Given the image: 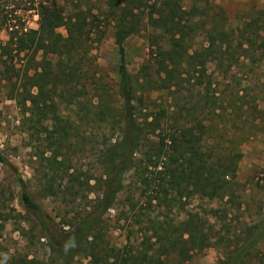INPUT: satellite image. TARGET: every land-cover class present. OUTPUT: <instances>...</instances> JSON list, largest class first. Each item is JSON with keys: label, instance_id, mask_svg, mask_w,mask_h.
<instances>
[{"label": "trees", "instance_id": "obj_1", "mask_svg": "<svg viewBox=\"0 0 264 264\" xmlns=\"http://www.w3.org/2000/svg\"><path fill=\"white\" fill-rule=\"evenodd\" d=\"M89 2L41 1L38 28L11 33L1 52L11 57L22 51L43 53L47 70L34 75L62 86L58 92L39 86L29 111L37 117L44 143L54 147L43 159L45 198L61 199L60 207L70 208L78 220L70 230L60 229L15 176L22 213L6 205V195L11 199L13 193L0 187V222L11 223L23 239L31 240L36 231L45 241L47 264H168L172 258L173 264H185L214 244L225 253L217 264H264L258 250L264 243V212L256 223L238 229L225 209L210 206L222 202L236 183L241 152L235 144L225 147L209 136L219 131L216 117L223 114L216 112L217 98L209 92L208 64H238L231 50L235 39L242 49L244 37L248 48L254 41L239 27H223L224 12L210 0ZM108 30L116 46L117 77L113 87L101 78L89 89V69L79 63H91L93 44ZM142 31L159 34L153 36L149 61L133 76L126 41ZM198 37L202 42L194 47ZM48 54L59 59L57 72L51 70ZM156 92L168 97H153ZM59 105L73 110L76 119L61 114ZM71 153L78 159L90 155V168L67 174L73 167L67 157ZM0 163L15 175L1 151ZM193 199L208 207L185 210ZM178 211H186L184 217ZM129 223L138 228L127 229L124 242L108 240L111 229ZM8 264L41 261L15 251Z\"/></svg>", "mask_w": 264, "mask_h": 264}, {"label": "rangeland", "instance_id": "obj_2", "mask_svg": "<svg viewBox=\"0 0 264 264\" xmlns=\"http://www.w3.org/2000/svg\"><path fill=\"white\" fill-rule=\"evenodd\" d=\"M41 1L45 0H0V151L16 171L13 175L0 163V187L5 189V192L10 190L13 193L11 199L6 195L9 197L5 200L6 205L22 213L18 188L13 181L15 176L21 177L34 199L53 216L58 227L68 231L77 222L78 215L70 212L68 207L62 209L61 199L45 198L43 171L47 170H44L43 159L51 155L54 147L44 143L45 136L40 133L41 129L36 128L37 117L31 118L29 111L30 98L38 92L39 86H42L44 91L56 92L60 91L62 86L55 85L50 77L46 79L41 74L34 75L35 70L38 73L47 70L45 62L41 61L43 53L22 51L13 57L1 55L2 46L11 33L22 35L38 28ZM89 1L90 6H99L101 2ZM210 1L213 6L223 10L226 17V22L221 24L223 27L227 30L239 27L254 41L252 48H248L247 38L242 39L243 48H248L245 52L235 39L231 50L238 64L225 60L220 65L210 62L207 68V75L212 82L209 92L214 93L217 98L216 112L223 114L222 118L216 117L221 120L219 131L209 136H213L215 141L225 147L235 144L241 152L236 183L222 202H213L210 206L225 209L227 219L239 229L245 224L256 223L264 212V0ZM65 6L70 9L71 3L68 2ZM136 14L142 17L140 13ZM101 22V26H104V21ZM248 24H252V28ZM157 33L159 34L142 31L126 41V62L133 76L149 61L151 50H155V46H151L155 41L153 36ZM157 41H160L159 37ZM201 42V37H198L192 45L198 47ZM91 51L88 55L91 63H86V60L79 63L80 67L89 69L87 88H93V82L101 78L113 87L117 77V54L110 30L99 44H93ZM45 57L50 60L51 70L57 72L55 64L59 59L49 54ZM76 59L79 57L75 58V61ZM152 96L165 99L168 93L156 92ZM63 107L59 105L61 114L76 119L73 110ZM222 109L225 110L224 113ZM75 154L67 155L73 166L68 169L67 174L73 172V168H90L89 163L93 162L90 155L83 157L84 159L80 155L78 159ZM193 200L185 210L208 207L206 202L197 201L200 199ZM176 213L182 218L186 211ZM113 214L114 211H111V215ZM210 222H213V219ZM13 228L11 223L0 222V264H8L10 254L15 251L35 256L41 264H47L48 253L44 239H40L36 231L30 233L31 240L23 239ZM137 228V225L133 227L132 223H129L124 224L122 228L111 229L107 235L108 240L118 245L124 242L128 234L127 229ZM216 229L220 227L217 226ZM258 250L264 254V243L258 246ZM224 255L223 247L214 244L193 254L185 264H217ZM80 259L77 258L76 261ZM173 263L172 258L168 264Z\"/></svg>", "mask_w": 264, "mask_h": 264}]
</instances>
